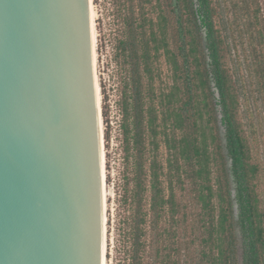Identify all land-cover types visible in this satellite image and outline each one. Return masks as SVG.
Wrapping results in <instances>:
<instances>
[{
    "label": "water",
    "instance_id": "water-1",
    "mask_svg": "<svg viewBox=\"0 0 264 264\" xmlns=\"http://www.w3.org/2000/svg\"><path fill=\"white\" fill-rule=\"evenodd\" d=\"M93 0H0V264H105Z\"/></svg>",
    "mask_w": 264,
    "mask_h": 264
},
{
    "label": "trees",
    "instance_id": "trees-1",
    "mask_svg": "<svg viewBox=\"0 0 264 264\" xmlns=\"http://www.w3.org/2000/svg\"><path fill=\"white\" fill-rule=\"evenodd\" d=\"M167 5L169 14L161 15L158 28L152 25L148 39L140 35L141 52L136 41L126 43L132 65L131 93L122 107L126 157L136 149L134 174L122 196L128 212L125 232L130 264H145L143 238L149 214L145 209L146 135L157 149L160 115L151 93L146 92L144 76L153 79L152 60L162 49L174 81L163 95L162 102L169 106L162 120L174 133L181 131L179 137L165 131L168 171L180 183L183 175L191 179L201 205L204 231L198 262L264 264V210L255 183L260 167L252 162L251 146L238 118L236 80L222 60L212 2L167 0ZM171 23L179 42L177 51L168 40ZM149 171L150 213L157 226L167 211L173 216L178 211L176 187L171 179L166 194L163 165L156 156L150 159Z\"/></svg>",
    "mask_w": 264,
    "mask_h": 264
},
{
    "label": "rangeland",
    "instance_id": "rangeland-1",
    "mask_svg": "<svg viewBox=\"0 0 264 264\" xmlns=\"http://www.w3.org/2000/svg\"><path fill=\"white\" fill-rule=\"evenodd\" d=\"M97 11V52L99 80L102 92L105 149L108 185V251L107 264H130L125 219L127 208L122 196L128 179L134 174L136 149L130 158L124 149L122 107L131 93L132 65L127 42L134 40L141 50V36L148 39L154 24L158 28L161 15L169 14L167 0H93ZM213 20L221 43L224 66L233 74L239 95L238 118L244 124L252 150V162L259 164L255 180L256 190L264 210V0H211ZM172 20V19H171ZM173 21V20H172ZM170 48L178 50L174 25H169ZM135 34V38H132ZM141 35V36H140ZM153 79L144 76L146 92L158 106L160 133L155 138L158 148L146 135L145 209L149 212L143 257L145 264H199V252L204 224L202 209L196 198L194 184L183 175L181 183L177 175L168 171L169 150L167 131L173 132L162 120L163 110L169 103L163 101L164 93L173 87V70L165 51L152 60ZM150 90V91H149ZM148 101L149 98L147 97ZM165 103V104H163ZM170 123V122H169ZM221 132L223 130L221 129ZM156 156L163 165L162 180L166 194L171 179L176 189L178 211H167L159 224H152L150 213V159ZM217 175L215 171L214 176ZM133 186L131 181L130 187ZM217 202V200H216ZM237 209V206H236Z\"/></svg>",
    "mask_w": 264,
    "mask_h": 264
},
{
    "label": "bare ground",
    "instance_id": "bare-ground-1",
    "mask_svg": "<svg viewBox=\"0 0 264 264\" xmlns=\"http://www.w3.org/2000/svg\"><path fill=\"white\" fill-rule=\"evenodd\" d=\"M93 10H94V21H95V32H96V43L98 38V32L96 28V17H97V11L95 9V4L93 1ZM98 51V50H97ZM98 54V52H97ZM99 86H100V103H101V112L102 110V92H101V85L99 80ZM101 119H102V136H103V169H104V206H105V264H107V251H108V185H107V159H106V149H105V136H104V122H103V113H101Z\"/></svg>",
    "mask_w": 264,
    "mask_h": 264
}]
</instances>
